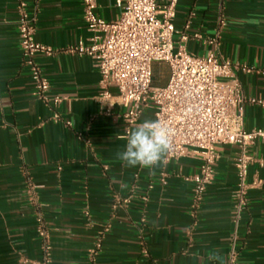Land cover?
<instances>
[{
  "label": "crops",
  "instance_id": "obj_1",
  "mask_svg": "<svg viewBox=\"0 0 264 264\" xmlns=\"http://www.w3.org/2000/svg\"><path fill=\"white\" fill-rule=\"evenodd\" d=\"M24 1L36 41L55 49L36 58L49 96L65 99L53 106L34 94L20 46V0H0V264H43L38 218L52 264H212L210 250L222 264H232L233 253L235 264H264V141L250 149L246 209L239 216L235 209L239 148L219 145L214 179L194 213L199 158L164 159L151 171L116 159L126 143L125 107L115 87L113 97L102 96L93 59L68 50L90 36L82 0ZM96 3L108 21L121 13L117 0ZM175 26L190 52L207 54L213 39L222 58L250 67L236 72L244 95L264 100V0H179ZM154 66L167 70L154 82L165 86L169 66ZM145 119H155L153 107L139 123ZM245 126L264 127V105L247 103Z\"/></svg>",
  "mask_w": 264,
  "mask_h": 264
},
{
  "label": "built area",
  "instance_id": "obj_2",
  "mask_svg": "<svg viewBox=\"0 0 264 264\" xmlns=\"http://www.w3.org/2000/svg\"><path fill=\"white\" fill-rule=\"evenodd\" d=\"M82 2L90 36L86 42L70 45L68 50L93 59L101 74L104 98L113 97L111 87L117 89V98L125 107L126 133L139 123L145 109L151 106L155 119L172 130V149L165 161L183 157L201 160L199 172L191 177L194 213L201 207L214 179L218 146L236 145L239 148L235 159L238 185L234 198L239 216L248 205L250 185L247 177L255 161L250 149L258 141H264V127L249 130L245 126L247 103L264 105V100L246 98L236 74L239 69L246 72L252 69L222 58L216 50L218 42L213 39L209 42L216 48L205 55L194 54L182 42L177 43L175 19L179 0H117L121 13L113 21L96 13V0ZM187 38L186 34L182 35V41ZM19 39L24 63L30 69L34 94L58 106L65 97L49 96V79L36 60L39 54L53 55L55 49L36 41L35 27L24 0H20ZM155 63L169 66L170 76L165 86L153 84ZM121 204L118 199L116 206ZM38 226L46 252L43 264H52L48 230L42 218H38ZM142 252L149 255L147 247H143ZM231 261L235 264V253Z\"/></svg>",
  "mask_w": 264,
  "mask_h": 264
},
{
  "label": "clouds",
  "instance_id": "obj_3",
  "mask_svg": "<svg viewBox=\"0 0 264 264\" xmlns=\"http://www.w3.org/2000/svg\"><path fill=\"white\" fill-rule=\"evenodd\" d=\"M172 130L158 119H145L120 139L125 140L123 148L116 152V159L126 167H141L153 170L164 161L172 149ZM207 259L212 264H222L223 257L210 250Z\"/></svg>",
  "mask_w": 264,
  "mask_h": 264
},
{
  "label": "trees",
  "instance_id": "obj_4",
  "mask_svg": "<svg viewBox=\"0 0 264 264\" xmlns=\"http://www.w3.org/2000/svg\"><path fill=\"white\" fill-rule=\"evenodd\" d=\"M168 74L166 69H163V71H160V69L153 67V84L156 79H158L160 76L166 77Z\"/></svg>",
  "mask_w": 264,
  "mask_h": 264
}]
</instances>
